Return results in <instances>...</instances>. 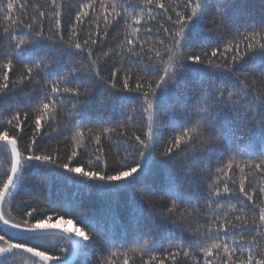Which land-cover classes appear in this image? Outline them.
<instances>
[{"label": "snow or ice", "instance_id": "6c2138e0", "mask_svg": "<svg viewBox=\"0 0 264 264\" xmlns=\"http://www.w3.org/2000/svg\"><path fill=\"white\" fill-rule=\"evenodd\" d=\"M0 264H264V0H0Z\"/></svg>", "mask_w": 264, "mask_h": 264}, {"label": "trees", "instance_id": "16d2710c", "mask_svg": "<svg viewBox=\"0 0 264 264\" xmlns=\"http://www.w3.org/2000/svg\"><path fill=\"white\" fill-rule=\"evenodd\" d=\"M205 164L207 167H213L215 165V159L213 158L210 161H206Z\"/></svg>", "mask_w": 264, "mask_h": 264}]
</instances>
